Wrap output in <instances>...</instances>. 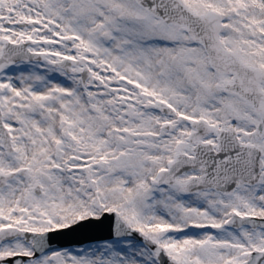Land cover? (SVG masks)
I'll use <instances>...</instances> for the list:
<instances>
[{
    "label": "snow or ice",
    "instance_id": "snow-or-ice-1",
    "mask_svg": "<svg viewBox=\"0 0 264 264\" xmlns=\"http://www.w3.org/2000/svg\"><path fill=\"white\" fill-rule=\"evenodd\" d=\"M0 264H264V0H0Z\"/></svg>",
    "mask_w": 264,
    "mask_h": 264
}]
</instances>
